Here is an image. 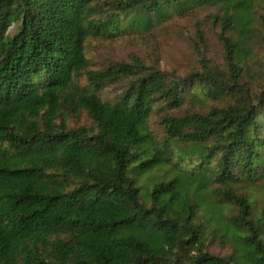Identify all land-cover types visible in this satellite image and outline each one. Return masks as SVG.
Returning <instances> with one entry per match:
<instances>
[{"label": "trees", "instance_id": "1", "mask_svg": "<svg viewBox=\"0 0 264 264\" xmlns=\"http://www.w3.org/2000/svg\"><path fill=\"white\" fill-rule=\"evenodd\" d=\"M262 1L0 0V264H264V201L234 188L264 189V82L245 76ZM208 6L226 71L89 69L86 40L126 14L147 29Z\"/></svg>", "mask_w": 264, "mask_h": 264}, {"label": "rangeland", "instance_id": "2", "mask_svg": "<svg viewBox=\"0 0 264 264\" xmlns=\"http://www.w3.org/2000/svg\"><path fill=\"white\" fill-rule=\"evenodd\" d=\"M254 28L250 40L247 42L248 56L245 60L246 80L255 83L264 82V30L261 16L264 14V2L255 7ZM218 13L216 7H202L184 16H174L147 29L132 21V14L128 13L120 20L119 29L113 35L103 33L98 37H90L85 43V53L89 62V69L97 70L112 61L130 62L133 58H140L147 65H153L168 75L183 76L189 72L201 70L203 60L209 67H220L226 71L225 50L220 39L221 26L214 17ZM16 27L12 26L13 33ZM201 33V35H200ZM236 38V33L231 34ZM115 88H105L101 95L111 96ZM184 104L183 107H185ZM197 107V105H195ZM69 126L88 124L84 113L67 119ZM151 127L160 132L157 117L150 122ZM163 170L157 172V177L163 176ZM263 184L244 185L237 183L234 188L237 193L248 194L254 200L255 206L260 207L264 201ZM227 203L221 205L223 212L231 210ZM209 250L212 253L226 255L231 252L232 239L221 235L220 231H213L207 227Z\"/></svg>", "mask_w": 264, "mask_h": 264}]
</instances>
